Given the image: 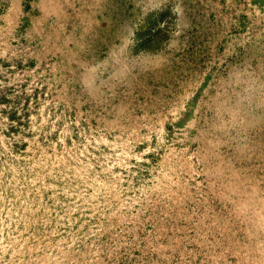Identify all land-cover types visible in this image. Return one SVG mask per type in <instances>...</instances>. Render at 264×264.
<instances>
[{"label": "rangeland", "instance_id": "1", "mask_svg": "<svg viewBox=\"0 0 264 264\" xmlns=\"http://www.w3.org/2000/svg\"><path fill=\"white\" fill-rule=\"evenodd\" d=\"M0 264H264V0H0Z\"/></svg>", "mask_w": 264, "mask_h": 264}]
</instances>
